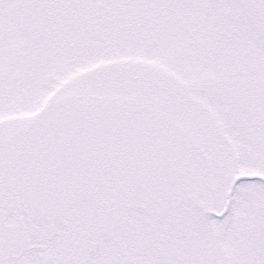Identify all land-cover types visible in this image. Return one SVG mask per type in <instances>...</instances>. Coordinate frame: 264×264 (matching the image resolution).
<instances>
[{
  "label": "snow or ice",
  "instance_id": "snow-or-ice-1",
  "mask_svg": "<svg viewBox=\"0 0 264 264\" xmlns=\"http://www.w3.org/2000/svg\"><path fill=\"white\" fill-rule=\"evenodd\" d=\"M0 264H264V0H0Z\"/></svg>",
  "mask_w": 264,
  "mask_h": 264
}]
</instances>
